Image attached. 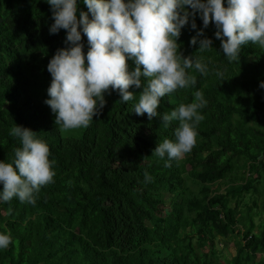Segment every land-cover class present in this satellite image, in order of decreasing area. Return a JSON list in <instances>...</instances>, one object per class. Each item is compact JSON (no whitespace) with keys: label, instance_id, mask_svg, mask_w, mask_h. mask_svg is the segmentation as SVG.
I'll return each instance as SVG.
<instances>
[{"label":"trees","instance_id":"trees-1","mask_svg":"<svg viewBox=\"0 0 264 264\" xmlns=\"http://www.w3.org/2000/svg\"><path fill=\"white\" fill-rule=\"evenodd\" d=\"M195 20L178 43L184 56L203 58L208 74L189 69L195 85L166 94L158 112L192 102L197 90L208 103L195 146L168 167L153 150L175 139L179 122L165 127L159 116L134 112L143 83L126 103L106 92L90 125L64 134L45 100L47 65L67 46V30L50 33L47 0H0V160L22 146L10 135L16 123L48 143L56 171L35 204L0 201V231L13 237L0 264H264V47L248 42L230 62L212 22L204 36L213 48L201 52L190 43L203 27ZM83 43L86 53V35ZM218 243L234 247L227 262Z\"/></svg>","mask_w":264,"mask_h":264},{"label":"clouds","instance_id":"clouds-1","mask_svg":"<svg viewBox=\"0 0 264 264\" xmlns=\"http://www.w3.org/2000/svg\"><path fill=\"white\" fill-rule=\"evenodd\" d=\"M47 3L54 18L50 33L67 30V46L57 49L47 65L52 79L45 103L55 113L56 124L65 130L87 128L107 104L106 92L117 91L126 103L135 99L132 86L140 88L143 83L134 112L147 113L150 120L159 116L165 127L179 122L175 139L165 138L153 150L161 159L167 156L168 167L195 146L197 126L204 119L199 110L208 103L203 91L197 90L192 102L158 112L166 94L195 85L196 76L189 69L208 74L202 57L184 56L180 51L178 38L190 18L192 29H197V14L203 21L190 41L192 45L198 42L201 52L213 48V39L204 36L212 22L230 62L239 61L242 46L248 42L264 47V0H82L88 11H79V16L78 0ZM83 35L89 45L86 53ZM130 59L135 63L132 70ZM259 86L264 88V80ZM10 135L19 138L22 146L14 149L11 161L0 160V201L15 197L35 204L41 187L54 182L55 160L50 159L48 143L31 128L15 123ZM152 179L145 170V180ZM12 241L10 232L0 231V249Z\"/></svg>","mask_w":264,"mask_h":264},{"label":"rangeland","instance_id":"rangeland-1","mask_svg":"<svg viewBox=\"0 0 264 264\" xmlns=\"http://www.w3.org/2000/svg\"><path fill=\"white\" fill-rule=\"evenodd\" d=\"M61 131L65 134V132L71 131V129L65 130L61 127ZM218 247L222 253L223 259L225 260V262H227L230 259V257L234 254V247L229 245L226 249L222 247V244L220 243H218Z\"/></svg>","mask_w":264,"mask_h":264}]
</instances>
